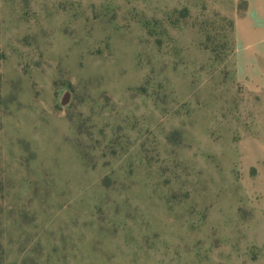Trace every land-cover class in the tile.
<instances>
[{"label":"rangeland","instance_id":"1","mask_svg":"<svg viewBox=\"0 0 264 264\" xmlns=\"http://www.w3.org/2000/svg\"><path fill=\"white\" fill-rule=\"evenodd\" d=\"M246 13L0 0V264H264Z\"/></svg>","mask_w":264,"mask_h":264},{"label":"crops","instance_id":"2","mask_svg":"<svg viewBox=\"0 0 264 264\" xmlns=\"http://www.w3.org/2000/svg\"><path fill=\"white\" fill-rule=\"evenodd\" d=\"M247 13L235 24L239 40H246L252 58H264V0H243Z\"/></svg>","mask_w":264,"mask_h":264}]
</instances>
